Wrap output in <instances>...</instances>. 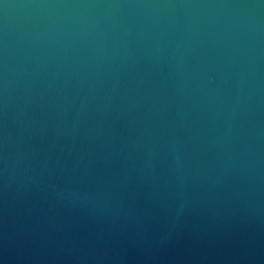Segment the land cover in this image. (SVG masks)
Returning a JSON list of instances; mask_svg holds the SVG:
<instances>
[{
	"label": "water",
	"instance_id": "95a60500",
	"mask_svg": "<svg viewBox=\"0 0 264 264\" xmlns=\"http://www.w3.org/2000/svg\"><path fill=\"white\" fill-rule=\"evenodd\" d=\"M0 264H264V0H0Z\"/></svg>",
	"mask_w": 264,
	"mask_h": 264
}]
</instances>
